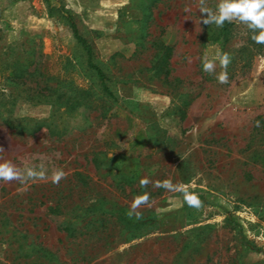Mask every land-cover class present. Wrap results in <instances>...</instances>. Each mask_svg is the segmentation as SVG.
<instances>
[{"label": "rangeland", "instance_id": "rangeland-1", "mask_svg": "<svg viewBox=\"0 0 264 264\" xmlns=\"http://www.w3.org/2000/svg\"><path fill=\"white\" fill-rule=\"evenodd\" d=\"M200 7L0 0V148L47 177L0 180V264H264V44Z\"/></svg>", "mask_w": 264, "mask_h": 264}, {"label": "clouds", "instance_id": "clouds-1", "mask_svg": "<svg viewBox=\"0 0 264 264\" xmlns=\"http://www.w3.org/2000/svg\"><path fill=\"white\" fill-rule=\"evenodd\" d=\"M200 12L206 14V18L203 19L205 25L215 24L217 27H222L227 21L229 23L238 21L245 24L248 29L254 33L253 39L256 43L264 44V0H219L216 6V10L206 6V0H200ZM258 33V34H257ZM219 64L221 72L216 75V79L219 83L224 84L228 82L227 68L231 63V56L227 52L218 54ZM216 68V61L214 59L205 58L203 61V71L214 74ZM4 149L0 148V180L5 182L19 181L24 178H40L46 177V169L43 165H40V171L36 170V167H29L23 171L14 165L10 160L5 159L2 155ZM66 178V173L63 168H57L51 175V181L54 184H59L62 179ZM147 179L141 180V186L144 187L148 184ZM165 185H171L170 181H165ZM186 188V186H184ZM184 199L190 207H199L202 204L198 194L184 192ZM149 202V194L144 193L134 199L132 204V210L139 208L142 204ZM133 211L129 212L131 216ZM137 218H140V213H135Z\"/></svg>", "mask_w": 264, "mask_h": 264}, {"label": "trees", "instance_id": "trees-1", "mask_svg": "<svg viewBox=\"0 0 264 264\" xmlns=\"http://www.w3.org/2000/svg\"><path fill=\"white\" fill-rule=\"evenodd\" d=\"M69 21H70V27L73 31L75 38L78 40V42H80L83 45L84 49L87 51L89 66L91 68H93L96 71V73L98 74L100 80L102 81V85L104 87V90L106 92L110 93L107 85L105 84L106 77H105L104 72L102 71V69L100 67H98L93 62L92 47L88 44V42L84 38L81 37V35L79 34V31H78V27L71 17H69ZM170 54H171V50L169 48H167L166 57L169 58ZM12 67H15V70L13 71V73L17 78H20V79L25 78V72H26V69H24V68H26L25 64H22L21 62L17 61L16 63L12 64ZM1 116H2V113L0 111V118H1ZM58 228H59V225H58ZM60 228H63V227H61V225H60ZM64 230L68 231L69 229L66 228Z\"/></svg>", "mask_w": 264, "mask_h": 264}]
</instances>
